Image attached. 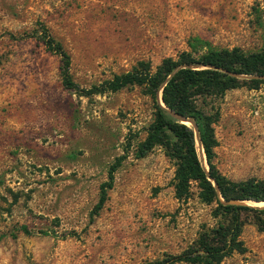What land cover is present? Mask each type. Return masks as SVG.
Here are the masks:
<instances>
[{
	"label": "rangeland",
	"instance_id": "rangeland-1",
	"mask_svg": "<svg viewBox=\"0 0 264 264\" xmlns=\"http://www.w3.org/2000/svg\"><path fill=\"white\" fill-rule=\"evenodd\" d=\"M39 24L68 53L79 90L61 85ZM207 46L264 50V0H0V264H141L180 253L215 225L214 205L194 185L186 199L174 197V160L163 147L136 155L154 112L143 89L86 91L138 60L154 67ZM196 103L217 112L216 169L231 181L264 180V80H239ZM122 154L90 216L108 165ZM242 218L243 250L219 264H264L256 224L264 213Z\"/></svg>",
	"mask_w": 264,
	"mask_h": 264
},
{
	"label": "trees",
	"instance_id": "trees-1",
	"mask_svg": "<svg viewBox=\"0 0 264 264\" xmlns=\"http://www.w3.org/2000/svg\"><path fill=\"white\" fill-rule=\"evenodd\" d=\"M39 25V41L45 51L59 59L61 85L79 90L69 73L68 53L44 25ZM239 80L253 85L264 80V50L245 53L236 47L214 49L207 46L201 52L181 51L174 58H162L154 67L148 61L138 60L129 70L113 74L99 86L86 90L87 93L98 92L97 89L114 92L130 85L140 86L152 100L154 112L136 155L141 157L156 145L163 147L165 154L174 160V197L186 199L190 186L194 185L199 200L214 205L213 217L218 218L217 222L213 227L202 228L190 246L178 254H166L141 264H219L233 251L243 250L239 240L242 215L264 213V205L250 204L264 202V180L231 181L216 169L212 123L217 112L205 114L196 103L198 98L236 87ZM180 119L191 123L187 125ZM124 157L125 154L118 155L108 165L106 179L98 185L97 201L90 216L102 208L107 190L112 187L114 172ZM256 224L264 228V221L259 218ZM18 230L26 235L32 233L25 225H20ZM5 235L0 234V238Z\"/></svg>",
	"mask_w": 264,
	"mask_h": 264
},
{
	"label": "water",
	"instance_id": "water-1",
	"mask_svg": "<svg viewBox=\"0 0 264 264\" xmlns=\"http://www.w3.org/2000/svg\"><path fill=\"white\" fill-rule=\"evenodd\" d=\"M180 120H181L182 123H185V122L191 123V121L190 120H187V119H180ZM194 134H195V137H197V131L195 130V127H194Z\"/></svg>",
	"mask_w": 264,
	"mask_h": 264
},
{
	"label": "bare ground",
	"instance_id": "bare-ground-1",
	"mask_svg": "<svg viewBox=\"0 0 264 264\" xmlns=\"http://www.w3.org/2000/svg\"><path fill=\"white\" fill-rule=\"evenodd\" d=\"M259 204V202H257Z\"/></svg>",
	"mask_w": 264,
	"mask_h": 264
}]
</instances>
